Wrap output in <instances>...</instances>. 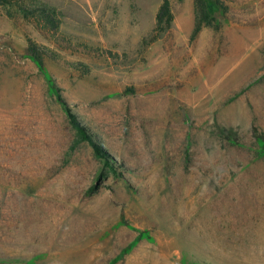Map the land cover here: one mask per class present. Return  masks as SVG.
<instances>
[{"label":"rangeland","instance_id":"1","mask_svg":"<svg viewBox=\"0 0 264 264\" xmlns=\"http://www.w3.org/2000/svg\"><path fill=\"white\" fill-rule=\"evenodd\" d=\"M219 1L0 5V264H264V0Z\"/></svg>","mask_w":264,"mask_h":264},{"label":"trees","instance_id":"2","mask_svg":"<svg viewBox=\"0 0 264 264\" xmlns=\"http://www.w3.org/2000/svg\"><path fill=\"white\" fill-rule=\"evenodd\" d=\"M196 3L198 7L199 21L194 31V38L197 37L201 33L204 27L213 25L215 18L213 16L212 4L219 5L220 1L219 0H196ZM0 5L18 6L26 17H30L32 15H35L36 13H40L41 16H43L51 26L56 27V22L54 20L53 14L50 13L49 11L46 12L45 8L38 9V10L36 9L35 11H32L29 5H26L24 3V0H0ZM174 21H175V16L173 13L171 2L170 0H164L158 12V15H157L156 31L159 32V34L168 32L169 30H171ZM29 53L32 56V58L42 63V57L40 56V51L38 47L34 45L33 43H31L29 46ZM50 82L54 83V80L51 79ZM58 93H59V90H58ZM59 98H60V101L65 106H67L64 99L61 96H59ZM67 110H68V115L70 117L71 125L78 133L79 139L76 145H79L84 142L90 143L95 148L97 155L99 157L105 158L108 156V158H111L108 154L104 153L102 146L98 144V142L95 139V136L82 124V122L79 120L77 115L71 111V108H68ZM107 164L108 166H111L114 172L116 173L120 169V167L117 168L114 165L115 163L112 164L111 161L110 162L107 161ZM103 177H104L103 174L99 175L97 179V183L92 188V193H95L99 190Z\"/></svg>","mask_w":264,"mask_h":264}]
</instances>
